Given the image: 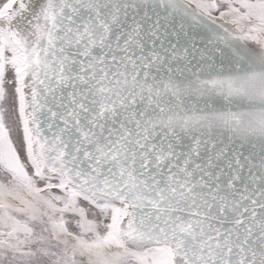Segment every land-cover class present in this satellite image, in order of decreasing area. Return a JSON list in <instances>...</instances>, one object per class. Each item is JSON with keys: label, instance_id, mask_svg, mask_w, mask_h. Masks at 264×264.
<instances>
[{"label": "snow or ice", "instance_id": "1", "mask_svg": "<svg viewBox=\"0 0 264 264\" xmlns=\"http://www.w3.org/2000/svg\"><path fill=\"white\" fill-rule=\"evenodd\" d=\"M0 264H264V0H0Z\"/></svg>", "mask_w": 264, "mask_h": 264}]
</instances>
